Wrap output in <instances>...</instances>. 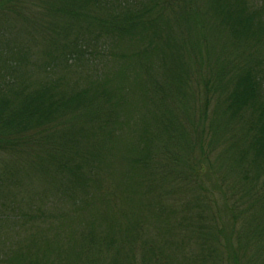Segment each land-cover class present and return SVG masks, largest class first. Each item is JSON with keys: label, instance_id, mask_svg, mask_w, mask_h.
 I'll list each match as a JSON object with an SVG mask.
<instances>
[{"label": "trees", "instance_id": "16d2710c", "mask_svg": "<svg viewBox=\"0 0 264 264\" xmlns=\"http://www.w3.org/2000/svg\"><path fill=\"white\" fill-rule=\"evenodd\" d=\"M0 264H264V0H0Z\"/></svg>", "mask_w": 264, "mask_h": 264}, {"label": "rangeland", "instance_id": "374dc122", "mask_svg": "<svg viewBox=\"0 0 264 264\" xmlns=\"http://www.w3.org/2000/svg\"><path fill=\"white\" fill-rule=\"evenodd\" d=\"M149 110H150L149 108L143 109V113L141 114V117L139 116L140 117L139 122L141 120L143 121V119L148 118L147 113H149ZM139 124H141V123H139ZM162 158H163V156H159V158L157 159V162L160 161ZM26 176H28V175H25V177ZM29 177L28 178L26 177L25 181H24L25 185L28 186L27 189L31 188V189H33V192H34V190H37V191L40 190L42 182L37 181L38 177L34 176L36 181L33 178H29ZM43 189L44 188H42V190ZM50 199H51L50 201L56 202V205L58 206V208L62 209L63 212H68L67 210H70L72 208L73 202L70 201L71 199L76 201L77 203H80L82 201L81 194H78V193L72 192V191L64 192V194L61 192H57L53 196H51ZM61 200H62V203L60 202ZM70 203L72 206L69 205ZM71 212H72V210H71Z\"/></svg>", "mask_w": 264, "mask_h": 264}]
</instances>
